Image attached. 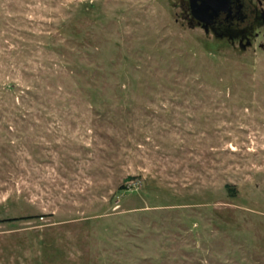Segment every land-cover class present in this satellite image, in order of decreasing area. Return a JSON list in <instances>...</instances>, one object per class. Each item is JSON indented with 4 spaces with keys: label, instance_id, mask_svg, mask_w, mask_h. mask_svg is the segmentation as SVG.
Here are the masks:
<instances>
[{
    "label": "rangeland",
    "instance_id": "rangeland-1",
    "mask_svg": "<svg viewBox=\"0 0 264 264\" xmlns=\"http://www.w3.org/2000/svg\"><path fill=\"white\" fill-rule=\"evenodd\" d=\"M190 18L0 0V264H264V24Z\"/></svg>",
    "mask_w": 264,
    "mask_h": 264
},
{
    "label": "water",
    "instance_id": "water-1",
    "mask_svg": "<svg viewBox=\"0 0 264 264\" xmlns=\"http://www.w3.org/2000/svg\"><path fill=\"white\" fill-rule=\"evenodd\" d=\"M233 0H190V11H191V26L196 23L200 25L206 33L210 30L213 31L217 38H229L234 41L235 39L242 37L240 47L242 50L247 49L252 45L249 36V29L236 31L232 29H226L222 33H218L214 29V24L221 17L225 16L228 19L233 12ZM261 25L264 24V9L261 11ZM250 33L253 35L254 29H250ZM247 41L244 43V40Z\"/></svg>",
    "mask_w": 264,
    "mask_h": 264
},
{
    "label": "flooded vegetation",
    "instance_id": "flooded-vegetation-1",
    "mask_svg": "<svg viewBox=\"0 0 264 264\" xmlns=\"http://www.w3.org/2000/svg\"><path fill=\"white\" fill-rule=\"evenodd\" d=\"M233 12L231 16L226 19L223 15L214 24V29L218 33H222L226 29L242 31L249 29V38L253 35L250 29L256 31L261 25V10L254 0H233ZM212 31V30H211ZM213 32V31H212ZM242 37L235 39L241 44ZM247 39L244 40V43Z\"/></svg>",
    "mask_w": 264,
    "mask_h": 264
}]
</instances>
